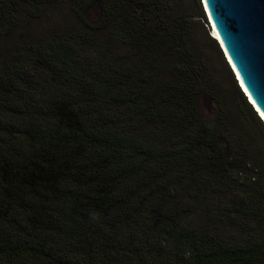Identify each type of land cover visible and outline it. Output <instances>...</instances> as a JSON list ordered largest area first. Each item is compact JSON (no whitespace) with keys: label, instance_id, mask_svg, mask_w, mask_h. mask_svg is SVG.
<instances>
[{"label":"trees","instance_id":"1","mask_svg":"<svg viewBox=\"0 0 264 264\" xmlns=\"http://www.w3.org/2000/svg\"><path fill=\"white\" fill-rule=\"evenodd\" d=\"M192 21L0 0V264H264V173L203 118Z\"/></svg>","mask_w":264,"mask_h":264},{"label":"rangeland","instance_id":"2","mask_svg":"<svg viewBox=\"0 0 264 264\" xmlns=\"http://www.w3.org/2000/svg\"><path fill=\"white\" fill-rule=\"evenodd\" d=\"M180 1L188 14L192 16L194 51L204 71L206 92L200 97L203 118L208 123H213L218 117L221 118L224 127L222 131L234 135L240 142L248 154L252 167L248 173H252L255 175L254 178L258 179L264 173V127L256 119V116L259 119L261 117L241 89L220 43L214 38L211 22L202 0ZM201 9L205 17L202 16ZM210 38L215 39L216 42L211 41ZM236 85L243 92L247 102L251 104V108L243 103ZM261 121L264 124L262 119ZM219 197L221 198L220 195ZM219 197H214L215 210Z\"/></svg>","mask_w":264,"mask_h":264},{"label":"water","instance_id":"3","mask_svg":"<svg viewBox=\"0 0 264 264\" xmlns=\"http://www.w3.org/2000/svg\"><path fill=\"white\" fill-rule=\"evenodd\" d=\"M202 2L229 64L264 115V0Z\"/></svg>","mask_w":264,"mask_h":264},{"label":"bare ground","instance_id":"4","mask_svg":"<svg viewBox=\"0 0 264 264\" xmlns=\"http://www.w3.org/2000/svg\"><path fill=\"white\" fill-rule=\"evenodd\" d=\"M212 29H213V32H214V35L215 36H217L219 39H220V36H219V34H218V32H217V30H216V28L213 26L212 27ZM229 59H230V57H229ZM231 60V59H230ZM232 62V61H231ZM236 70V69H235ZM240 80H241V78H240ZM241 84L243 85V87L245 88V90L247 91V88H246V86L244 85V83H243V81L241 80ZM247 93H248V91H247ZM249 94V93H248ZM249 97H250V95H249ZM250 98H252V97H250ZM252 100V99H251ZM256 105V104H255ZM260 113L262 114V112L260 111ZM263 115V114H262ZM263 118H264V115H263ZM262 119V118H261ZM263 120V119H262ZM264 121V120H263Z\"/></svg>","mask_w":264,"mask_h":264},{"label":"clouds","instance_id":"5","mask_svg":"<svg viewBox=\"0 0 264 264\" xmlns=\"http://www.w3.org/2000/svg\"><path fill=\"white\" fill-rule=\"evenodd\" d=\"M215 38V37H214ZM236 75V74H235ZM237 78V77H236ZM238 80V79H237ZM241 87V86H240ZM242 89V88H241ZM244 92V91H243ZM246 95V94H245ZM250 102V101H249Z\"/></svg>","mask_w":264,"mask_h":264}]
</instances>
